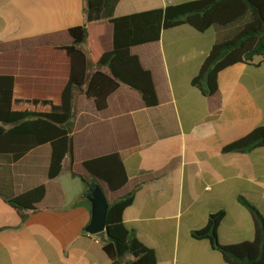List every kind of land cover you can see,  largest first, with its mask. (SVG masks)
Wrapping results in <instances>:
<instances>
[{"label": "crops", "instance_id": "0c3cea01", "mask_svg": "<svg viewBox=\"0 0 264 264\" xmlns=\"http://www.w3.org/2000/svg\"><path fill=\"white\" fill-rule=\"evenodd\" d=\"M186 1L106 0L102 18L94 21L104 27L101 48L113 49L111 17ZM88 22L87 0H0V74H34L35 63L29 67L25 57L34 61L40 45L71 44L69 29ZM244 23L206 32L182 25L132 47L151 70L160 103L146 107L136 91L122 86L100 111L79 93L74 159L65 158L55 179L48 177L49 143L16 162L0 154V264H112L102 245L105 234L86 230L91 213L81 196L82 177H91L83 162L113 152L124 162L128 182L116 192L100 185L109 203L134 193L124 222L156 251L158 264H227L208 240L192 236L220 210L226 211L218 228L221 244L252 240L253 216L239 197L256 207L264 201V147L223 148L264 125V59L221 71L213 96L192 84L215 43ZM39 185L46 186V196L21 223L7 199Z\"/></svg>", "mask_w": 264, "mask_h": 264}, {"label": "trees", "instance_id": "16d2710c", "mask_svg": "<svg viewBox=\"0 0 264 264\" xmlns=\"http://www.w3.org/2000/svg\"><path fill=\"white\" fill-rule=\"evenodd\" d=\"M105 1L87 0L89 22L69 29L71 44L40 45L34 49V61L30 55L24 58L29 67L35 63L38 70L34 74H0V154L11 155L16 162L31 150L49 143L50 179L61 174L67 156L74 159L73 123L79 93L93 99L100 111L108 108L109 97L122 86L136 91L146 107L160 103L153 74L132 52V47L158 41L163 30L182 25L206 32L213 26L227 28L245 21L233 36L215 43L193 78V86L207 96L217 93L221 71L264 56V0H190L111 17L113 49L110 51L101 48L104 27L94 22L102 18ZM258 147H264V125L227 144L223 152H248ZM83 164L91 177H82L81 202L89 208L91 189L100 184L99 180L113 192L128 182L124 162L117 152L90 158ZM45 196L46 186L39 185L7 202L23 223L30 212L38 210ZM133 201L132 192L109 203L107 233L102 232L103 249L112 264H158L156 251L124 222V211ZM239 202L252 213L255 226L252 240L220 243L218 228L226 216L225 210L210 214L206 226L193 230L192 236L208 240L227 264H264V215L245 197L240 196ZM128 254L134 259L125 260Z\"/></svg>", "mask_w": 264, "mask_h": 264}, {"label": "water", "instance_id": "95a60500", "mask_svg": "<svg viewBox=\"0 0 264 264\" xmlns=\"http://www.w3.org/2000/svg\"><path fill=\"white\" fill-rule=\"evenodd\" d=\"M90 201V221L86 226V230L90 234H97L101 232L107 233V214L109 210V201L100 184H96L91 189L89 195Z\"/></svg>", "mask_w": 264, "mask_h": 264}, {"label": "rangeland", "instance_id": "374dc122", "mask_svg": "<svg viewBox=\"0 0 264 264\" xmlns=\"http://www.w3.org/2000/svg\"><path fill=\"white\" fill-rule=\"evenodd\" d=\"M260 59H264V56H258ZM259 209H260V211L262 212V214L264 215V201H260V204H259V207H258ZM240 238H242V237H240ZM235 240H239L238 239V237H236L235 238ZM132 257V259H134V257L133 256H131Z\"/></svg>", "mask_w": 264, "mask_h": 264}]
</instances>
